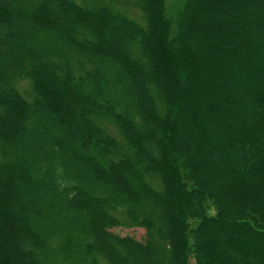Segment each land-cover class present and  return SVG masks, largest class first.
Segmentation results:
<instances>
[{
    "label": "trees",
    "instance_id": "16d2710c",
    "mask_svg": "<svg viewBox=\"0 0 264 264\" xmlns=\"http://www.w3.org/2000/svg\"><path fill=\"white\" fill-rule=\"evenodd\" d=\"M0 264H264V0H0Z\"/></svg>",
    "mask_w": 264,
    "mask_h": 264
},
{
    "label": "rangeland",
    "instance_id": "374dc122",
    "mask_svg": "<svg viewBox=\"0 0 264 264\" xmlns=\"http://www.w3.org/2000/svg\"><path fill=\"white\" fill-rule=\"evenodd\" d=\"M169 3L175 2L176 0H168ZM130 13H132V15L134 14L135 17H139L138 11L134 8L131 7L130 8ZM19 90L23 93V94H28V84L27 83H21L19 86ZM213 211L209 210L208 211V215H212ZM111 232L113 234H117L119 236H130L133 237L134 239H136L137 241L142 242L144 240V230L140 229V228H114L111 230Z\"/></svg>",
    "mask_w": 264,
    "mask_h": 264
}]
</instances>
